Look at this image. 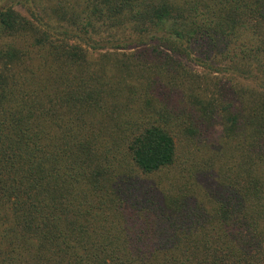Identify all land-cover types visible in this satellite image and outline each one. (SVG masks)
I'll return each mask as SVG.
<instances>
[{
	"label": "trees",
	"instance_id": "trees-1",
	"mask_svg": "<svg viewBox=\"0 0 264 264\" xmlns=\"http://www.w3.org/2000/svg\"><path fill=\"white\" fill-rule=\"evenodd\" d=\"M7 3L0 264H264V0Z\"/></svg>",
	"mask_w": 264,
	"mask_h": 264
},
{
	"label": "rangeland",
	"instance_id": "rangeland-1",
	"mask_svg": "<svg viewBox=\"0 0 264 264\" xmlns=\"http://www.w3.org/2000/svg\"><path fill=\"white\" fill-rule=\"evenodd\" d=\"M5 5H8L7 0H0V8H2ZM17 9L20 11L19 7H17ZM191 55H193L192 52H191ZM188 63H189V58H188ZM193 67L198 69V67H195V66H193Z\"/></svg>",
	"mask_w": 264,
	"mask_h": 264
}]
</instances>
